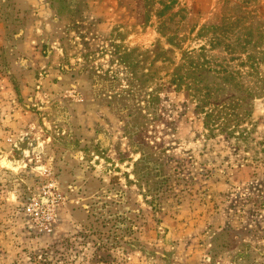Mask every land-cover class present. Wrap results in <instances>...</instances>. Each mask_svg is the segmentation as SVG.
I'll list each match as a JSON object with an SVG mask.
<instances>
[{"label":"rangeland","instance_id":"1","mask_svg":"<svg viewBox=\"0 0 264 264\" xmlns=\"http://www.w3.org/2000/svg\"><path fill=\"white\" fill-rule=\"evenodd\" d=\"M249 55L264 0H0V264H264Z\"/></svg>","mask_w":264,"mask_h":264},{"label":"trees","instance_id":"2","mask_svg":"<svg viewBox=\"0 0 264 264\" xmlns=\"http://www.w3.org/2000/svg\"><path fill=\"white\" fill-rule=\"evenodd\" d=\"M165 9H169V6H165ZM249 40H245L244 44L249 43ZM123 59L125 60L126 64H131L132 63V57H131V53L130 51H126L125 55L123 56ZM249 61H251V67L255 68L258 67L261 63H264V56L263 58H259L255 55H249L248 56ZM116 79V78H115ZM126 80V85L127 88L124 90V96H126L125 98L129 99V104H131L133 101H137V97H143V95H147L149 97H155L153 92H151L153 90L152 85L155 84V80L153 78L152 75H150V73L145 72L144 69H134V73L131 74H127L125 77ZM154 99H152L153 101ZM114 109L116 111L117 114L121 115L122 118L127 122L126 124V134L128 137H131L133 139V137L138 133V124L136 123V121L138 120L139 116L137 113H135L134 109H132L131 105H126V106H121L119 103L114 104ZM214 130H210V134L211 136L215 135V133L213 132ZM137 166V165H136ZM129 182H132V180L130 179V177H128ZM137 182H139L141 184V186H143L142 184L144 183L145 185H147V195H150L151 199H155V197H153V193L154 191H152L151 187H150V181L148 179V174L146 175L145 173H143V171L138 172V178H137ZM154 203V202H152Z\"/></svg>","mask_w":264,"mask_h":264}]
</instances>
